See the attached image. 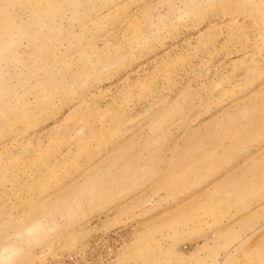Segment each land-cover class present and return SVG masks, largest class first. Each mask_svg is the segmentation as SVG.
Segmentation results:
<instances>
[{"label": "rangeland", "instance_id": "1", "mask_svg": "<svg viewBox=\"0 0 264 264\" xmlns=\"http://www.w3.org/2000/svg\"><path fill=\"white\" fill-rule=\"evenodd\" d=\"M4 264H264V0H0Z\"/></svg>", "mask_w": 264, "mask_h": 264}, {"label": "clouds", "instance_id": "2", "mask_svg": "<svg viewBox=\"0 0 264 264\" xmlns=\"http://www.w3.org/2000/svg\"><path fill=\"white\" fill-rule=\"evenodd\" d=\"M0 264H4L3 258H0Z\"/></svg>", "mask_w": 264, "mask_h": 264}]
</instances>
